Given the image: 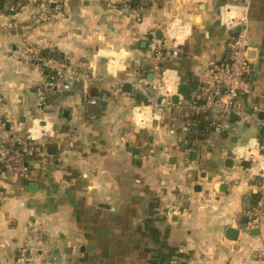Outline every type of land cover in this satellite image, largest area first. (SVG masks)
I'll return each instance as SVG.
<instances>
[{"label":"crops","instance_id":"obj_1","mask_svg":"<svg viewBox=\"0 0 264 264\" xmlns=\"http://www.w3.org/2000/svg\"><path fill=\"white\" fill-rule=\"evenodd\" d=\"M246 1L251 55L260 67L251 75V111L264 106V0H163L149 7L143 0L139 7L62 0L50 20L26 33L10 23L29 22L37 8L6 2L0 141L10 124L32 126L36 90L49 81L47 72L19 58L27 44L77 67L92 63L105 80L52 92L42 118L53 132L34 140L39 154L29 160V175L0 172V264H19L21 248L29 252L27 264H264V215H247L257 207L259 180L233 157L239 144L262 136L260 125L235 118L218 135L192 109L200 68L227 55L230 32L221 9ZM173 37L180 40L178 56L170 52ZM154 40L166 50L161 65L179 80L173 95L179 102L144 129L132 112L148 98L132 81L161 76L150 56ZM115 79L123 82L120 94ZM84 90L109 100L89 104ZM229 228L238 230L235 240Z\"/></svg>","mask_w":264,"mask_h":264},{"label":"built area","instance_id":"obj_2","mask_svg":"<svg viewBox=\"0 0 264 264\" xmlns=\"http://www.w3.org/2000/svg\"><path fill=\"white\" fill-rule=\"evenodd\" d=\"M37 8V12L29 22L20 23L13 21L10 28L26 33L30 28L41 25L50 20L52 7L61 8L62 0H25ZM132 0H119L123 7L129 6ZM152 6L158 5V0H143ZM42 7V10H41ZM249 2L231 3L221 9V20L229 30L227 43V55L220 61L200 68V91L192 101L194 112L203 116L210 122L212 131L221 134L231 122L234 115L240 124H258L263 138L253 136L246 142L239 144L233 157L238 162L247 163L245 170L248 177L259 180L260 198L255 210L247 211L249 217H261L264 215V117H259V112H264L258 104L253 105L251 111L247 110V103L253 98L251 82V60L248 52L253 48L249 34ZM173 28V27H172ZM179 38L173 37L170 52L178 56L180 51ZM165 48L158 41L152 43L151 57L154 60L153 67L161 72V76L149 81L146 77H140L133 82L134 91L145 94L147 102H141L134 106L132 112L133 122L141 128L148 129L160 118L164 109L172 108V97L178 94L180 83L177 77H170L169 70L163 68L161 60L165 55ZM21 60L35 64L47 72L49 81L36 90V98L31 112L32 126L27 128L10 124L8 130L3 133L0 141V172L3 174L19 175L27 177L30 173L29 160L39 154L35 139L48 137L52 134V128H46L42 118L47 104L48 96L52 92L64 93L72 90L74 84H87L92 81H104L95 66L89 63L87 66H74L67 58L45 53L35 44H27L18 51ZM122 80L112 81L115 93H122ZM124 94V93H123ZM83 98L89 104H97L99 100L108 101L107 94L100 98L91 97L87 90L83 91ZM2 95L0 93V103ZM247 102V103H246ZM0 126L5 128L0 111ZM37 129L35 133L33 130ZM19 264H27L30 260L27 248H21Z\"/></svg>","mask_w":264,"mask_h":264},{"label":"water","instance_id":"obj_3","mask_svg":"<svg viewBox=\"0 0 264 264\" xmlns=\"http://www.w3.org/2000/svg\"><path fill=\"white\" fill-rule=\"evenodd\" d=\"M161 37V35H160ZM253 48L249 50L248 52V57L250 58V60L252 61L251 62V75H258L256 74V71L260 70V67H259V64H253V56L251 55V53L253 52ZM253 79H256L255 76L253 77ZM252 81V80H251ZM124 89L126 91H131V88L129 86V84H126ZM184 90V89H183ZM173 102L174 103H178L179 102V96L178 95H175L173 97ZM262 108H263V105H262ZM260 118H263L264 117V112L261 111L260 114H259ZM232 120H235V116L233 115L231 117ZM261 139L263 138V136L260 137ZM249 209H251V205L249 206ZM254 219L256 217H253ZM245 221L247 222L248 221V218L246 217L245 218ZM237 235H238V230L236 229H233V228H229L228 230V238L231 239V240H235L237 238Z\"/></svg>","mask_w":264,"mask_h":264},{"label":"trees","instance_id":"obj_4","mask_svg":"<svg viewBox=\"0 0 264 264\" xmlns=\"http://www.w3.org/2000/svg\"><path fill=\"white\" fill-rule=\"evenodd\" d=\"M9 1L13 4H16L17 3V0H0V9H4L5 8V5H6V2ZM163 2V0H158V5L161 6V3ZM142 0H132L130 1V5L131 7H139L141 6L142 4ZM150 6V3L146 4L145 7H149Z\"/></svg>","mask_w":264,"mask_h":264}]
</instances>
